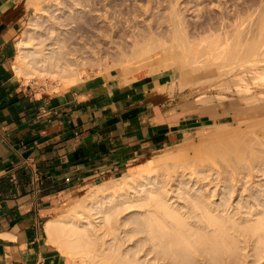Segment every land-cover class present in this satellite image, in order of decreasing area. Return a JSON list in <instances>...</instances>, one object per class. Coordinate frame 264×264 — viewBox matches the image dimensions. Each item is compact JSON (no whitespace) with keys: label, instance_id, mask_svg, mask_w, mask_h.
<instances>
[{"label":"bare ground","instance_id":"6f19581e","mask_svg":"<svg viewBox=\"0 0 264 264\" xmlns=\"http://www.w3.org/2000/svg\"><path fill=\"white\" fill-rule=\"evenodd\" d=\"M27 1L26 3L32 2ZM50 1L33 2V4L37 3L40 9L36 5L37 9L35 8L34 15L23 31L24 37L17 42V51L13 58V69L19 78L23 77L27 81L30 79L60 81L68 88L80 82L82 74L87 72L88 67H99L104 64L106 68L117 70L123 82L169 73L171 79L154 89L157 93L164 95H173L174 91L197 86V83L201 85V75H207L208 81H214V83L215 80L224 78L223 82L220 80V84L214 85V89L227 84L223 87L229 90V87L227 89L229 84L236 85V87L233 86L237 91H235L236 96L238 94L243 96L241 100L249 105L248 113L235 116L237 121H247L248 124L245 126L249 130L246 132L247 137L238 135L235 139L230 138L229 135H235L232 133L233 130H227L225 133L222 128H216L214 133H207L204 147L199 149L202 150L199 154L204 157L211 160L220 158L219 162L211 163L209 167V171H213V174H204L205 171L199 173L200 181L205 180L206 184H213L211 188L215 187L214 190L210 188L207 194L210 197H217L219 201L216 203L207 201L208 196L205 195L204 190L206 191L208 187L203 189L201 186L203 184H200L202 182L198 183V180L192 186L194 188L197 185L195 192L198 196L197 199L192 200L191 207L182 202V197L178 198L175 194L169 197L166 190L162 191V188L157 187L156 178L152 179L153 171L159 173L161 168L167 169L171 166L170 162L178 165L170 167H175L174 169H179L181 164L183 168L188 163L181 160L182 157L179 159L172 154L157 158L158 160L152 162L148 169L140 172L138 175L143 180L144 186L133 193L135 198L138 196L136 193L142 194L143 197L138 200L139 207H148L147 214H152L155 222L164 219L163 224L167 225V221L171 220L178 225L187 226L189 231L197 229L196 232L201 236L202 243L206 244L213 253L224 246L223 240L226 237L222 239L223 236L221 238L220 235L228 233L229 230L235 234L233 236L232 233L233 237L227 234L230 235L229 237L238 239L250 237L257 243L264 242V192L261 193L262 197H256L257 195L252 197L254 207L251 206V208L255 210L251 212L245 209L248 211L245 217L237 216L239 223L235 217L239 214L229 213L230 200L234 195L235 187H242L248 176L250 178L264 177L262 168L253 169L258 166L255 162L263 159H259L260 154L256 151L263 152L260 157H264V150L258 148L261 145L264 146V0H242L241 2L214 0L216 12L208 20L200 22L183 15L179 8V0H135L134 4L126 5L125 10L117 9L119 4L108 0L63 2L55 0V3ZM41 3H44V7L39 6ZM158 8H161L163 12L159 13L157 19L155 10ZM196 72L202 73L196 75ZM247 75H250V78ZM251 81L253 85L257 84L254 89L256 86L260 88L253 90L255 94L251 91L250 86H253L250 85ZM205 84L207 81L203 83ZM209 86L213 88L212 83ZM222 92L226 91L222 90ZM227 92L230 95L235 94L234 92L231 94L230 90ZM204 94L197 100L201 101L200 104L203 103L201 112L206 116L213 108L210 109L206 104L205 99L209 97L204 98ZM212 98L214 99L213 96L209 99L212 100ZM224 98L227 100L226 97ZM241 113H244V110ZM227 126L229 125L225 127L228 128ZM257 145L259 150L256 148ZM199 150L197 152H200ZM221 160L222 163H220ZM243 161L248 162V166H244ZM241 164L244 167L250 166L252 170L251 172L246 170L247 174L241 176L236 174L238 176L235 177L236 172L233 173V171L241 170ZM263 164L262 161L261 165ZM192 177L195 176L192 175ZM230 178L235 179L234 185L228 182ZM111 180L112 184L104 182L94 184L83 198L69 207L68 212H65L66 215L57 216L48 221L45 226L47 242L65 256L67 255L73 264L145 263L143 258L140 259L137 256L141 255L140 253L147 246H144L146 248L143 247L142 250L138 247H142L141 243L145 240L152 241L154 237L151 234L150 237L153 239L147 237L145 240L139 238L137 241L134 240V228L130 217L125 216L126 213L123 214L125 210L133 206L131 203L134 201L127 200L134 196L116 195L137 179L122 175ZM149 184H152V187L148 186ZM176 189L172 192L177 193L179 187ZM236 192L238 194V191ZM174 197H176L175 200H173ZM245 203V206L248 205ZM241 205H238L239 210H242ZM245 206L244 208L249 209ZM194 209L200 211L196 212ZM146 211H144L145 214ZM195 219H199L196 222L198 225L199 222H205L206 225L198 227L194 223ZM249 220L253 223H249ZM243 224L251 226L243 231L240 228L245 226ZM199 229L209 235L199 234L201 232ZM185 243L189 245L187 241ZM150 249L147 250L150 251ZM78 259L79 262H76Z\"/></svg>","mask_w":264,"mask_h":264},{"label":"crops","instance_id":"0c3cea01","mask_svg":"<svg viewBox=\"0 0 264 264\" xmlns=\"http://www.w3.org/2000/svg\"><path fill=\"white\" fill-rule=\"evenodd\" d=\"M28 17L25 0H0V264H73L47 242V222L82 188L132 169L210 118L154 90L169 73L123 82L110 71L31 92L13 69Z\"/></svg>","mask_w":264,"mask_h":264},{"label":"rangeland","instance_id":"374dc122","mask_svg":"<svg viewBox=\"0 0 264 264\" xmlns=\"http://www.w3.org/2000/svg\"><path fill=\"white\" fill-rule=\"evenodd\" d=\"M28 1L29 2L32 1L31 2L32 4L26 3L27 8L29 9V17H28V20L26 21L24 28L27 26L31 17L34 15L36 5L38 7L37 3L33 4V2H36V0H28ZM60 1L63 2V1H68V0H56V2H60ZM108 1H110L112 3H118L119 5H118L117 9L125 10L127 7L126 5L134 4L135 0H108ZM238 1L241 2L242 0H238ZM25 2H26V0H25ZM37 2H39V1H37ZM51 2L55 3V0H51L50 3ZM178 4H179V8L182 10L183 15H185L187 18H190L191 20H196L199 22L208 20L209 17H211L216 12V9H217L216 1H214V0H179ZM40 5H41V7H44L43 6L44 3L39 4V6ZM54 8H56V7H54ZM155 12H156L155 14L158 15V16H155V18L158 19L159 13H161L163 11L161 10V8H158L155 10ZM45 19H48V18L45 17ZM24 28L22 31H24ZM19 37H20L19 39L24 37L23 32L20 33ZM108 62L111 63L110 60H108ZM101 66L93 67V68L88 67L87 72L85 74H82L80 82H82L85 79H90L94 76H100L101 74H103L105 72L106 73H108L110 71L117 72V70H115V69L106 68L104 64ZM108 69H110V70H108ZM103 70H105V71H103ZM209 72H211V71L209 70ZM200 73H202V72H196V75L200 74ZM118 75L121 77V74H118ZM212 75L210 77H212ZM206 76L207 75H201V77H200L201 85L199 83H197L196 84L197 86L194 85L193 87L188 88V89L174 91L172 93L173 95H168V96L169 97L171 96L170 98H176V100L181 103L182 108H192L194 111H197L201 114H202L201 107H203V103L200 104L201 101L199 102L197 100V98L203 96L202 94H204V93H205L204 98H208V97L211 98L213 96L214 99H216V100H214L213 98H212V100H210L209 98H208L209 100L205 99L206 104L209 106V108L210 109L213 108L208 113L209 115H206L207 117H210V119H209L210 124L203 126L201 129H199L197 131H193V132L189 133L187 135V137L185 138V140L178 142L177 144H174L171 147H168L164 150L157 151L151 155H148L146 157L139 159L138 161H136L135 163L132 164V166H131L132 169H128L127 171L122 172L121 174H119L117 176H114V178H107V179H104L103 181H99L97 183H93V184H90V185L82 188L80 191L76 192L74 197L71 198L63 206L62 210L59 212V215H66L65 212H68L69 207L71 205L75 204L81 198H83L86 195V193L89 191V189L94 184H99L102 182H104L106 184H108V183L112 184L113 181L111 179L118 178L122 175L132 176L135 179H137V181L133 182L131 180L133 182V184L129 183L128 186H126L124 189L120 190L121 193H119V194L116 193V195H122V197H124L126 194H129L130 196H134V198L127 200V201L133 200L134 202L131 203V205H133V206L128 208L127 210H125L123 212V214L126 213L125 216L130 217L132 227L134 228V240L137 241L138 238L145 240L147 237H150L151 234L154 237V239L152 237H150L153 239L152 241L151 240H147V241L145 240L144 243H141L142 247H138L139 249L141 248V250H142L144 246H147V248L144 247L146 249H143L142 253H140L141 250H139L140 252L138 251L141 255H138L139 253L137 254L138 255L137 257H139L140 259L143 258L142 260H144V262H145L143 264H264V242L257 243V241L253 240L250 237H247V238L241 237L239 239L238 238H232L235 234H234V232H230V230H229L228 233H226V234L223 233V235L222 234L220 235V237L223 236V238L221 237L222 239H224L226 237V239L223 240L225 242L224 246H222L220 249H218L216 252L213 253V252H211L209 247H207L206 244L202 243L201 236L198 235V232H196L197 229L196 230L192 229V231H189V230H187V228H188L187 226L182 225V224L178 225L176 222L171 221V220L167 221V225L163 224L164 219L156 220L158 222H155L153 220L152 214H147L148 211H146V210L149 209L148 207H146V206L139 207L140 202L138 200L143 197V196H141L142 194L136 193V195H138V196H136V198H135V193H133V192H136L137 190H140L144 186L143 185L144 182L139 177L140 175H138V174L140 172H143L144 170L148 169L149 165H151L152 162L158 160L157 158H161L162 156L172 154V155H174V157H177L179 159L182 157L183 159L181 158V160H184L186 162L188 161V163L186 166H183V168H181V166H182V164H181V166H180L181 169L179 167H178L179 169H174L178 165L177 164L175 165L173 162H170L169 163V164H171L170 167H173V165H174L175 166L174 168L168 167L169 168V169L167 168L168 170L166 168H161L160 169L161 171H159V173L156 171H153L152 179L156 178L155 184L157 182V184H158L157 187L162 188L161 189L162 191L166 190L169 197L174 195V194L178 198L182 197V202H184L185 204H189L191 207V205L193 206L192 200L194 198L197 199V196H198V195H196L197 192H195V190L197 189L196 188L197 185L194 188L192 186H194L195 181L198 180V183L202 182L200 184H203V185H201V186H203L202 187L203 189L208 187L206 191L204 190L205 195L208 196V197H206L207 198L206 200L209 202L213 201L214 203L219 201L217 199V197H210L207 194L209 192L208 190L211 188V186L213 184L208 185V184H206L207 182L205 183V180L200 181L201 177H200L199 173L205 171L204 174H207V173L213 174L214 173L213 171H209L210 170L209 167L212 165L211 163L219 162L218 159H220V158L216 157V158L211 160V158H208L206 156L204 157L203 155H200L202 150L200 151L199 149H202L204 147L203 145H204V142L206 140L207 133H214V131H216L219 128L220 129L222 128L225 131V133L227 132V130H233L232 133H234L236 136L232 134V135H229L230 138L235 139V138H237L238 135H240V137H241V135H244L247 137L246 132L249 131L248 129L245 128V126L248 124L247 121H242V120L237 121V120H235V116H243L245 113H248L249 111L247 110L248 109L247 106H249V105H247L246 103H244L243 100H241L243 96H240L239 94L236 96L237 91L235 90L236 85L234 83L230 82L232 84H229V86H227V89L230 88L229 90H230L231 94H233L232 92L235 93L233 95H230V93L227 92L229 90H226V87H223V86H226L227 84L225 85L223 83L224 85H222V87L214 89L216 85L220 84L221 81L224 80V78L221 77L220 79H217L218 81L215 80V83H214V81H208ZM247 76H248V78H250L249 77L250 75H247ZM21 79H23V81L26 82L25 84H26L27 88L31 92L36 93V94L52 93L55 91H63L65 89H67L65 87V85L63 83H61L60 81H51L49 79H46V80L30 79L29 81H27L23 77H21ZM204 79H207V80H204ZM206 81H207V84L203 85V83H206ZM211 83H212L213 88L209 86ZM252 83L253 82L251 81L250 85H253ZM255 85H257V84L254 83L253 86H250L252 89L251 90L252 94H255L256 93L255 91L260 89L259 87L256 88L257 86L254 89ZM208 86H209V88H208ZM233 86H235V87H233ZM194 87H196V88H194ZM207 89H210V90H207ZM219 89H220V92H218ZM192 90L194 92H192ZM222 90H225L226 92L223 93ZM253 90H255V91H253ZM202 91H203V93H202ZM220 95H222V96L225 95V96L222 97ZM224 97H226L227 100H224L225 99ZM230 97H232V98H230ZM217 100H221V101H217ZM197 101H198V103H196ZM238 101H240V103ZM255 103H257V102H255ZM230 104L232 106H230ZM213 105H214V107H212ZM242 108H245V109H242ZM238 110H240V112ZM243 110H244V113H241V112H243ZM218 114H220V115H218ZM213 118H215V119L213 120ZM224 124L229 125V126H227L228 128L225 127L226 125L222 126ZM230 124H232V126H230ZM237 124L240 126H235ZM210 125H213V126H210ZM218 126H220V127H218ZM235 130H237V132H235ZM215 134L217 135V133H215ZM202 136H204V137H202ZM202 140H204V141H202ZM257 147H258V145L256 146V148ZM197 148L200 152H197L198 151ZM258 148L264 150V146H262V145H261V147H258ZM258 148H257V150H259ZM184 150H186V151H184ZM193 150H195V151H193ZM182 151H184V152H182ZM256 152H257V154H260V155L263 154V152H261V151H256ZM199 155L202 158H200ZM260 155H259V159L260 158H263V159L260 161L257 160L256 161L257 163L255 162V164H257L258 166H255V168H253V169L255 170L258 168H262V170L264 171V167H263L264 164L261 165L262 161L264 163V157H260ZM186 156H188V157H186ZM195 156H197V157L195 158ZM202 159H204V160H202ZM214 160H216V161H214ZM246 161H248V160H246ZM203 162H205V163H203ZM243 162H242V164L244 166H248V164H247L248 162H244V163ZM258 162H261V163H258ZM220 163H222V160ZM193 164H195V165H193ZM201 164H203V165H201ZM242 164H241L242 168H240L241 170L233 171V173L236 172V173H234L235 177L238 175L241 176L243 174H247L246 173L247 171L251 172L252 169L250 168V166L244 167ZM199 165H201V166H199ZM216 165H220V164L216 163ZM218 167H220V166H218ZM195 168H197V169H195ZM221 168H223V167L221 166ZM244 168H246V169H244ZM242 172H245V173H242ZM195 173L196 174L198 173V175H196ZM236 174H238V175H236ZM192 175L195 177H192ZM261 177L262 176L250 178V176H248L247 180H244L245 182H244L242 187H239V186L235 187V191H238L239 195L237 194V192L235 193V191H234V195L231 197L232 199L230 200L231 203L229 202L231 205L229 213L231 215L233 214V212H235L236 214H239V215L235 216L237 223H239V218L241 216L245 217V214L247 215V213H248L247 210H251V212L255 210V208L254 209L251 208V206L254 207L252 205V201L254 200V198L252 199V197H255L254 195H257L256 197H258V196L262 197L261 193L264 192L263 191L264 190V177H262V178ZM230 179L228 180V182L231 185H234L235 179L234 178H230ZM253 179H255V180H253ZM232 180H234V181H232ZM260 184H262L263 186ZM139 185H141V186H139ZM148 186L152 187V184H149ZM148 186H146V187H148ZM252 186H254V187H252ZM177 187H179V190L177 191V193L172 192L173 189L177 190L176 189ZM191 187L193 189H191ZM213 188L215 189V187H212L211 190H214ZM189 189H191V190H189ZM243 189H245V190H243ZM242 190H243V192L241 193ZM258 194H261V195H258ZM139 195H140V197H139ZM239 198H240V200H239ZM175 199H176V197H174L173 200H175ZM183 199H188L189 201L187 202ZM237 201L238 202L240 201V203H238ZM250 201H251V203H250ZM170 202H171V200H170ZM245 202H247V203H245ZM244 203L248 204V205L245 206ZM240 204H242L240 207L243 206L242 208H240L242 210L238 209V207H239L238 205H240ZM244 206L245 207L248 206L249 209L244 208ZM245 209H247V210H245ZM144 211H146V214L144 213ZM194 211L199 212L200 210L194 209ZM245 211H246V213H244ZM151 220H153V221L151 222ZM198 220L199 219H195L194 223L198 222ZM249 223H253V222L249 220ZM196 224L198 227H199V225H202V226L206 225L205 222H202V223L199 222V225H198V223H196ZM243 225H245V224H243ZM246 225L240 227L241 230L244 231V230H246V228L249 229V227L251 226V225L250 226L249 225L246 226ZM237 227H239V225H237ZM200 231L201 232H199V234L201 233L203 235L204 234L209 235V233H207V232L205 233L204 231L202 232V230H200ZM232 233H233V236H232ZM227 234H230L232 237H229L230 235H227ZM183 237L186 240H184ZM209 237H211V236H209ZM186 241L189 243V245L185 243ZM219 241H221L220 238H219ZM158 242H159V244H158ZM148 248H151L150 251L147 250ZM162 249L165 252H163ZM146 252H148V253H146ZM145 253L147 255H145ZM76 262H79V259L76 260Z\"/></svg>","mask_w":264,"mask_h":264},{"label":"trees","instance_id":"16d2710c","mask_svg":"<svg viewBox=\"0 0 264 264\" xmlns=\"http://www.w3.org/2000/svg\"><path fill=\"white\" fill-rule=\"evenodd\" d=\"M205 124H210V122H209V121H207Z\"/></svg>","mask_w":264,"mask_h":264}]
</instances>
